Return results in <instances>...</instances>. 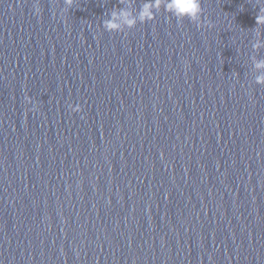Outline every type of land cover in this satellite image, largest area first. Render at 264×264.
Returning a JSON list of instances; mask_svg holds the SVG:
<instances>
[{"label": "water", "instance_id": "1", "mask_svg": "<svg viewBox=\"0 0 264 264\" xmlns=\"http://www.w3.org/2000/svg\"><path fill=\"white\" fill-rule=\"evenodd\" d=\"M36 2L0 0V264H264L256 0Z\"/></svg>", "mask_w": 264, "mask_h": 264}, {"label": "clouds", "instance_id": "2", "mask_svg": "<svg viewBox=\"0 0 264 264\" xmlns=\"http://www.w3.org/2000/svg\"><path fill=\"white\" fill-rule=\"evenodd\" d=\"M74 0H64L68 6L73 4ZM123 0H121V3ZM259 5V12L256 15V26L253 29L258 30L264 28V0H256ZM37 13L40 12L38 0L34 4ZM163 8L164 11L176 17L177 20H182L188 17L194 22H198L202 12L201 0H144L135 13L131 10V0H129V8L114 9L110 12L109 18L103 20V27L108 31H124L131 29L139 23L154 20L156 14ZM260 43L254 44L253 47H259ZM255 68L260 70L264 69V60H258L254 64ZM256 84L264 85V72H260L254 77ZM31 102V98H27ZM70 107H72L70 105ZM80 105L77 104L72 107V111H79Z\"/></svg>", "mask_w": 264, "mask_h": 264}]
</instances>
